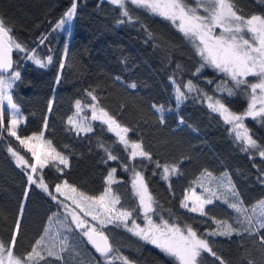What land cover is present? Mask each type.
<instances>
[{
	"label": "trees",
	"instance_id": "obj_1",
	"mask_svg": "<svg viewBox=\"0 0 264 264\" xmlns=\"http://www.w3.org/2000/svg\"><path fill=\"white\" fill-rule=\"evenodd\" d=\"M73 2L76 13L63 30L58 25ZM184 2L195 4L194 0ZM232 3L244 18L264 17V0ZM126 7L129 16L108 0H0V17L12 29V37L26 49L14 51V70L21 77L8 89L12 103L24 117L17 135L21 138L43 131L52 146L68 159L67 166L49 161L39 176L50 191L67 181L78 191L95 197L109 187L106 177L115 169V183L110 187L119 197L116 207L131 212L130 222L134 220L143 227L146 220L132 183L139 172L154 201V211L148 213L154 223L167 221L182 230L190 226L209 241L226 264H264L260 239L264 229L251 226V234L244 231L249 225L242 211H230L227 202L207 206L203 216L181 207L185 191L208 173L228 179L243 209L251 210L264 199V157L259 155L264 150V116L243 121L257 148L237 140L229 124L208 107L207 99L216 98L233 112L243 114L248 106V87H234L230 77L206 64L193 42L170 20L129 0ZM33 54L45 62L48 56L53 59L41 68L27 58ZM189 81L195 86L193 91L187 89ZM178 86L185 94L180 101L176 99ZM225 87L232 88L234 95L229 96ZM88 93L97 97L94 102L99 107L130 129L127 140L130 144L141 143L150 159H132L131 149L100 120L90 122V132H81L68 123L77 100L82 105L93 101ZM2 116L0 242L8 246L19 220L14 255L23 259L36 240L45 236L53 219H61L58 217L63 213L61 203L30 184L26 172L17 165L9 148L29 158L30 153L9 134L8 111L3 110ZM109 153L117 159L109 160ZM165 165L177 168V172H169L167 179ZM215 219H229L240 234L208 235L216 229ZM62 224V240L55 241L50 233L45 242L55 243L63 259L46 257L40 264L103 263V257L80 230ZM100 230L108 237L112 254L127 257L133 264H179L119 223L105 224ZM62 242L65 250L60 252ZM200 264L219 261L202 253Z\"/></svg>",
	"mask_w": 264,
	"mask_h": 264
},
{
	"label": "snow or ice",
	"instance_id": "obj_2",
	"mask_svg": "<svg viewBox=\"0 0 264 264\" xmlns=\"http://www.w3.org/2000/svg\"><path fill=\"white\" fill-rule=\"evenodd\" d=\"M110 2L118 7L124 9L123 15L129 16L126 7V0H110ZM129 2L137 7H143L150 10L154 14L170 20L173 24H177L178 29L185 35L199 40L196 46L199 55L202 57L206 64L213 66L215 69L225 73L230 80L234 83V87L239 88L241 85H246L251 89V101L247 110L243 114H235L231 112L224 103L216 100L214 103H209L208 107L212 111L219 113L223 116L226 123L233 125V131L237 140L243 141L250 148H257V142L249 134L248 129L244 126L243 120L245 117L256 118L264 116V17L253 15L245 19L238 15L232 0H197V7L192 8L187 6L184 0H129ZM199 7H204L207 15L199 14ZM77 5L72 3L71 7L65 13L66 20H71L76 13ZM65 23V19L60 21L61 26ZM221 29L219 35H214L215 29ZM12 29L7 27L5 21L0 17V101L7 99L12 109L18 111L16 105L12 103V98L7 95L6 90L12 88V82L21 77L19 71L13 70L12 51L15 48L20 52H25L26 49L17 42L11 35ZM43 42V41H42ZM32 60L36 65L45 68L52 62V56L47 57V62L38 58L35 54L27 57ZM64 65L61 64V68ZM201 67H204L202 64ZM199 71V69L197 70ZM7 74V75H5ZM255 77L257 82L250 83L248 77ZM58 82V81H57ZM211 83V81H209ZM135 88L136 85H130ZM194 85L191 81L187 84L188 91L194 90ZM259 89V95L257 90ZM224 90L229 96L234 95L232 88L225 87ZM93 101L97 97L88 93ZM184 92L181 87L176 88V99L180 101L184 98ZM210 101L211 97L208 98ZM77 115L82 111L81 101L76 102ZM257 104L260 105L257 108ZM92 109V119L101 120L108 126L109 131H112L119 137V141L126 147H131L132 151L130 157L135 159L137 156L150 159V154L143 150L141 143H131L126 138V134L130 131L128 127L122 126L113 116H111L104 108L99 107L98 104L89 105ZM51 104H49V110ZM162 111V109H158ZM21 119L17 117L16 112L13 113L8 128L9 134L16 137L22 145L28 148L32 157L35 158L34 164H29L23 156L9 148V151L16 157L18 166L30 167L32 173H37L42 170L50 160H58L60 164L67 166L68 159L61 155L53 146L50 140L43 141V147L40 152L37 151L36 144H29V141H42V135L27 137L21 139L17 135V126ZM68 123L76 127L81 132H90L92 128L87 123L77 122L72 117H69ZM3 124V116L0 115V125ZM47 122L45 121V126ZM247 151V148H245ZM259 155L264 157V150H260ZM109 160H116L117 157L108 154ZM112 169L106 177V184L109 186L105 189L103 194L98 197L85 195L79 192L77 188L71 186L64 181L63 185H56V192L66 199L72 201L75 205L69 215L72 222L78 229L83 230V235L87 237L88 241L93 245L95 251L103 257L108 264H112L113 258L109 256L113 252V247L109 243L108 237L104 233L98 232L96 227H85L87 221L81 218L80 214L76 211L79 209L85 217L91 216L93 221H98L99 225L111 224L118 221L127 227V221L132 213L127 210H118L116 205L120 202L119 197L112 195L111 185L115 183L114 173ZM169 172H177L175 166H164V179H167ZM208 175H211L208 173ZM225 179H227L225 177ZM30 184L36 183L32 175L28 176ZM133 188L139 196L140 208L143 209L144 218L147 221V226L142 228L140 225L132 221V227L128 228L129 232L133 235L140 237L142 240L155 245L164 254L173 257L179 264H200L202 253H207L213 257L219 264H226V262L213 250L209 241L201 236L190 226L182 230L175 224H169L163 221L161 224L153 222L148 213L153 212V198L148 192L147 185L144 182L143 176L135 173L133 180ZM229 187L231 184L229 182ZM38 187L42 188L52 196L53 200L57 197L49 192L48 185L43 182L41 177ZM210 195L206 198L197 196L195 192L192 193V205L189 207L187 201L188 196L184 197L181 202V207L187 208L190 212L199 213L201 216L206 215L205 206L213 204V199L216 194L211 189H206ZM73 193L75 195H69ZM233 196L238 195L235 190H232ZM27 195V193H25ZM231 208L236 209L237 212L247 211L238 207L237 203L229 205ZM67 208V205H65ZM253 215L245 217L249 227L244 231L252 233L253 217L256 218L255 222L259 225V229H264V199L258 201L251 209ZM214 219V218H212ZM218 225L217 230L208 233L210 236H227L231 237L233 234L239 235L240 230L233 227L227 221L214 220ZM20 230V221H16L8 246L0 242V264H40L46 257H55L57 260H62V256L55 250V243L47 244L45 236L48 230L45 229V236H41L36 240L30 252L27 253L23 259L14 255V248L17 243V235ZM261 243L264 244V235L260 237ZM63 242L61 243L60 252L64 251ZM122 261V264H132L127 257H117ZM251 264V262H249Z\"/></svg>",
	"mask_w": 264,
	"mask_h": 264
},
{
	"label": "rangeland",
	"instance_id": "obj_3",
	"mask_svg": "<svg viewBox=\"0 0 264 264\" xmlns=\"http://www.w3.org/2000/svg\"><path fill=\"white\" fill-rule=\"evenodd\" d=\"M110 1V0H108ZM195 4L194 5H188L189 7H192V8H196L197 7V0H194ZM199 11V14L200 15H207V13L204 11V7H199L198 9ZM63 19H65V23L63 25H61V28L64 30L66 29L72 22V19L69 21V20H66V18L64 17ZM247 19V18H245ZM179 23V21L176 22V26L177 24ZM220 31L221 29L217 28L215 29L214 31V35H219L220 34ZM188 37V36H187ZM194 44L195 48H196V51L198 52L197 50V45L199 44V40L198 39H194V38H191V37H188ZM199 54V53H198ZM249 78V77H248ZM247 78V79H248ZM251 81L250 83H255L257 82L256 78L255 77H251ZM6 93L8 95V90H6ZM257 95H259V89L257 90ZM251 89L248 87V105L251 101ZM216 100V98H212V100L210 101L209 99H207V103L209 105V103H214ZM92 104H96L94 101H91L90 103H86L84 105L81 104V107H82V111L79 113V115H77V109H75L74 113L71 115V117L76 120L77 122H80L82 119H83V122L84 123H87L88 125L90 124V122L93 120L91 117H92V109L89 105H92ZM248 107V106H247ZM260 105L257 104V108H259ZM16 108L18 109V111L14 110L11 108V106L9 105L8 103V100L7 99H3L2 101H0V115L3 114V110H7L8 111V114H9V125H10V120L12 118V115L14 112H16V115L18 118L21 119V122L19 123V125L21 123L24 122V117L23 115L20 113V110L19 108L16 106ZM229 109V108H228ZM230 110V109H229ZM247 110V108H246ZM231 112H233L232 110H230ZM235 113V112H233ZM235 114H238V113H235ZM221 116V115H220ZM223 118V116H221ZM247 118V117H245ZM224 120V118H223ZM101 121V120H100ZM244 121V120H243ZM229 124V123H228ZM3 125V124H2ZM18 125V126H19ZM17 126V128H18ZM229 126L231 127L232 131H233V125L232 124H229ZM76 128V127H75ZM17 131V129H16ZM234 132V131H233ZM235 133V132H234ZM41 134L42 135V141H29V144H36L37 146V151L40 152L42 147H43V141H48L45 137H44V133L43 131H39V132H34V133H31L29 135H26V136H23L21 137V139H25L27 137H32V136H40ZM130 145V143H129ZM27 150L28 148L23 145ZM129 148L131 149V147L129 146ZM13 150V149H12ZM15 151V150H13ZM132 151V149H131ZM17 152V151H15ZM19 155L23 156L26 160L29 161V164H34L35 163V158L32 157V154L31 152L30 153V158L29 156H26V155H23L19 152H17ZM14 157V156H13ZM15 161H16V157H14ZM52 161V160H50ZM55 162L59 163L58 160H55ZM20 168H22L25 172H26V176H27V179H28V176L29 175H32L34 180H36V183H34L35 185H37L38 187V184H39V180H40V176H39V171L37 173H32L31 171V168L30 167H25V166H20ZM135 179V176L133 178V180ZM64 183L62 184H59V185H63ZM229 181L228 179H225V177H212L210 175H203L201 176V178L199 179V181L196 183V185H194L193 187L187 189L184 193V196H183V200H184V197L185 196H188L189 197V200L187 201L189 207H191L192 205V193L195 192V194L197 196H200L202 198H206L210 195V193L208 191H206V189H211L212 192H214L216 195L214 197H212L213 199V204H210V205H219L221 204L222 202H227L228 203V207L230 209V211L233 209V210H236L234 208H231L229 205L232 204V203H237L238 204V207H240L241 209L242 206L240 205V203L238 202V200L235 199V196H233L232 194V187H229ZM40 188V187H39ZM42 189V188H40ZM134 189V188H133ZM43 190V189H42ZM44 191V190H43ZM45 192V191H44ZM49 192H51L52 195L56 196L57 199L60 203H61V210H62V217H58V218H61V219H53L52 223H50V225L47 227V230H48V233L47 235L50 237V233H51V237L52 239L53 238H56L55 241L59 240V242L62 240L60 237V234H61V230H60V227H62V223L64 222L65 224H69V225H73L75 229H78L76 227V225L72 222V219H71V216L69 215L70 211L75 208V205L72 204V201L69 200V199H66L64 196H61L59 193L56 192V186L54 187V189L52 191L49 190ZM80 192V191H79ZM134 192L136 194V190L134 189ZM48 193V192H47ZM49 194V193H48ZM103 194V193H102ZM112 194V192H111ZM69 195H75L73 193H69ZM86 195V194H85ZM101 195V194H100ZM98 195V196H100ZM113 195V194H112ZM98 196H95V197H98ZM136 196L138 197V200H139V196L136 194ZM228 200H230L231 202H228ZM65 205H67V208L65 207ZM210 205H206L205 208L207 206H210ZM117 208V207H116ZM118 209V208H117ZM142 209V208H141ZM187 209V208H186ZM119 210V209H118ZM188 210V209H187ZM247 211H242L243 212V215L246 217L247 216H252L253 213L251 210L249 209H246ZM76 211L80 214L81 218L85 219L87 221V224H86V228L87 227H96L97 230L100 231V227H102L101 225H99L98 221H93L91 216H87L85 217L84 214L82 212H80L79 209H76ZM142 212H143V209H142ZM144 213V212H143ZM195 214H199V213H196V212H193ZM200 215V214H199ZM215 220H219V221H227L228 223L232 224V222L229 220V219H215ZM256 218L253 217V225L252 227H254L255 229L258 228V224L255 222ZM116 223H119L121 225H123L124 227H126L124 224L118 222V221H115ZM163 222V221H162ZM162 222H159V224H161ZM157 224V223H156ZM147 226V221H145V224L142 228L146 227ZM132 227V222H130V218L128 219L127 221V227L126 228H130ZM218 228V225L216 224V229L217 230ZM82 232L83 234V230L82 229H78ZM110 257L113 258L112 260V264L114 263H118V264H122V261L120 259H118L117 257H120L118 256L117 254L115 253H110L109 254ZM102 264H108V262L103 258V263ZM133 264V263H132Z\"/></svg>",
	"mask_w": 264,
	"mask_h": 264
},
{
	"label": "water",
	"instance_id": "obj_4",
	"mask_svg": "<svg viewBox=\"0 0 264 264\" xmlns=\"http://www.w3.org/2000/svg\"><path fill=\"white\" fill-rule=\"evenodd\" d=\"M14 51H15V48L13 49V51H12V59H13V70H14ZM5 75H7V74H5ZM0 130H1V125H0ZM98 232H101V231H99V230H97ZM104 233V232H103ZM105 235V234H104ZM106 236V235H105ZM85 238H86V240H87V242L89 243V245L94 249V251H95V248L93 247V245L88 241V239H87V237L85 236ZM110 243V242H109ZM96 252V251H95ZM97 253V252H96ZM99 254V253H98Z\"/></svg>",
	"mask_w": 264,
	"mask_h": 264
},
{
	"label": "flooded vegetation",
	"instance_id": "obj_5",
	"mask_svg": "<svg viewBox=\"0 0 264 264\" xmlns=\"http://www.w3.org/2000/svg\"><path fill=\"white\" fill-rule=\"evenodd\" d=\"M100 255V254H99Z\"/></svg>",
	"mask_w": 264,
	"mask_h": 264
}]
</instances>
